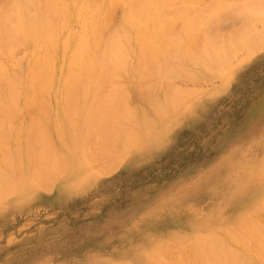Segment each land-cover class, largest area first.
I'll use <instances>...</instances> for the list:
<instances>
[{"label": "rangeland", "instance_id": "rangeland-1", "mask_svg": "<svg viewBox=\"0 0 264 264\" xmlns=\"http://www.w3.org/2000/svg\"><path fill=\"white\" fill-rule=\"evenodd\" d=\"M37 1H39V0H37ZM57 1H55L54 3H56L55 8L57 7L55 10V13H56V11L58 14L60 13L59 14L60 15V22L58 24H56V26H57L56 34L59 37H57L55 34L56 40H54V41L58 42L59 45L56 42L58 47L54 41H53V44H51L52 47H50V45L48 46V44H45V43L43 44L44 46L41 45L42 47H46V45H47V47H49L48 49L46 48L47 50H49L51 48V50H49L50 51L49 52L45 48H44L45 50H43L42 47H39L40 46L39 44H42V43H39V42L35 43V40L30 38V36H29V38L26 36L25 37L23 36V40L21 39V36L18 38L19 40L17 39L18 36L17 37L15 36L14 40H16V42H18L19 45L16 46V42H15L14 43L15 47H14V44H13V46H11V48L12 47L15 48V49H12L13 53L11 51V48H10V50L7 49L6 51L2 50V52L3 51L5 52V56L7 58L4 55L0 57L1 58L0 60H2V62L4 64H6V66H4V65H2V66H4L6 70H8L7 73H6V70H4L5 72H3V70H0V72L2 71L1 73H5V75L10 73V75L12 76L11 71L13 73L17 71V73H15L16 75L14 74L12 77H14V76L18 77L23 72L26 74V75L21 74L22 76L20 75L21 78L25 77L24 79L19 78L20 81L22 82L24 80L26 82L24 84V81H23V84H21V86L19 85V87H18V90L20 89V87L21 88L23 87V89L19 90L20 92L18 91V100H17L18 103L16 102L18 105L17 104L15 105V106H17V108L15 107V110L19 109L18 112L17 111H15V112H17V114H21V115H17L15 113L16 115L14 117H16L17 119L15 118V120H16L15 122H14V120L10 121V123H12V126H10L11 124H8V122H9L8 121V122H6V124L9 125L8 128H6L7 127L6 125H5V128H2V129H4V131L6 129L5 132H6V134L8 133L7 136H9V135L12 136L13 134L16 136L18 135V139H20L19 138L20 135H22V136H21L20 140H18L17 137L14 135L12 136L13 138L11 136H9L10 140H8L7 136H5L7 140H3L4 135L0 134V137L3 136L2 138H0V139H2V140H0L1 145H2V142L6 143V144L8 143V145L3 143L6 146V149H5V147H3L4 145L0 146V156H1V160H2V161L0 160V162H2L1 163L2 167H3V159L5 156H9L10 155L9 153H13L12 151H16V153L21 151V153L19 152V154L21 156H19L18 154L15 155V156L20 157V161H19V158H15L13 156V154H15V152L13 154H11L10 156H11V158L13 156V158H15L17 160V162H19L18 164L16 163V167H18L19 169L16 167H15V169L16 170L18 169L19 173L22 172V173H20V174H22V176L27 174L26 172L29 170L28 167L30 166L31 163L26 160L27 156H26V158L24 156L25 153L27 154V152H24L26 149V147H24V145H27V149H28L29 145L31 146V148L29 146V149L39 148L38 144H37V146H35L36 144H32V145L29 144L28 145V144H25V142L23 140V137H24V139L26 138L25 137V135H27L26 131L30 130V129L28 130V126L26 128V123H27L26 119H28V117H29V118H32L33 120L29 119L30 121H28V122L34 121V119H36V118H34V116H37V119H40V121L41 120L42 121L37 122V119H36L34 121V124L31 122L32 128H34V126L36 124H38L37 127H39L40 123H42L44 121L43 118L44 117L47 118V119H45V121L46 120L47 121L46 122L44 121L45 126H43V124H41V126H43L45 128H43V127H41V128L44 130V133L48 134V136L46 134L47 141L49 143L52 142V147H54L58 151L60 150L61 153L60 152L59 153L61 154V157L63 159H61L60 154L58 152H56V150H54V152L56 154L57 153L59 154L58 156L60 158H58V159L63 160V164L65 163L64 164V170L61 169L63 167V165L60 164V162H59L60 160H58L59 165L57 164L56 166H60L61 167L60 170H58L59 167L56 169L55 164H53L52 166H55V167H50L49 169H47L48 172L44 171V173H45L44 175L49 173V170L51 171V173L47 174L48 177L47 176L45 177L43 175V171H40L42 174L37 172L40 176H42V175L43 176L37 177L39 175H36V177L38 178L36 181L38 182V180L41 178L42 182L44 181L43 184H45V181L47 182L46 185H43L41 180H40L39 182H41V184L36 183L37 187H36L35 182H34L35 178L33 177L34 179H30V176H28L29 179L31 180L30 182H25V181H29L27 176L24 177L25 179L23 178V181H19V182H21V184L25 182L26 184L25 183L24 184L27 185V187L25 185L18 184L19 182H17V181L20 179L22 180V178H20L21 176L20 177L18 176L20 174L18 173V170H17V173H15V180H16V178L18 180L17 181L14 180L13 185L15 186V188H16V186H18V190H22V192H19L17 190V188L15 190L14 186L12 185L11 189L6 191L5 194L0 195V264H147V263L151 264L152 263L151 259L155 255L158 256L159 259L164 262V264H177V263L178 264H188V263L189 264H195L194 263L195 260H196L195 261L196 264H200V263L205 264L202 261L203 259L200 258L201 256H198V254L196 252H194V250L196 251V247H195L196 245L194 246V242H193L194 240H192V239H193V237L194 238L196 237L195 240H198L199 237L200 238L202 236L205 237L207 235V233L208 232L211 233V231H213L214 233L218 232L220 234V235L218 234L220 236L219 238H221V236L223 235L222 237H224V238H221V243H224L223 244L224 246L232 249V251L234 253L235 252L239 253V251H240L239 254L240 255L242 254L241 255L242 257L244 255L245 259L247 258V256L249 258H251L254 255L253 254L254 247L257 249V246H258L256 244L257 242H258V244H260L259 245L260 247H261V245H262V248L264 247L263 246L264 242L262 241L264 239V233H263L264 232V213H263L264 212V205H261V202L263 201L262 199H264L263 198L264 197V51H262V49H264V48H262L264 46V44L262 43L263 44V46H261L262 49L259 48V51L256 50V53L257 52L259 53L261 51L259 54L258 53L256 54L254 52L255 55H254V53H250V55L248 54L249 56L246 53H244L243 56L242 55H236V59L239 60V57L241 58V56H242L243 60H241L239 62H238V60L235 61V59L231 60L232 66L229 65L227 62H225L228 64V66H230V69L228 66H226L227 65L226 64V65H224V68H222L223 66L220 67L221 69H223L222 73H219L220 71H217V69H218V67H217L216 71L220 74V76L218 73L216 74V71H214L215 70L214 68L212 69V67H214L212 63H208V66L206 68L205 67L206 65H204L203 62H207V61H203V62L199 61V62H196L194 65L193 63H190V62H193V59L187 60V58H186V61H189V62H187V63H189L188 65H187V63L185 64V61H184L185 59L183 60L185 66L182 62H178L179 65L181 63V65H183L184 68L186 67L185 70L182 66H180L183 69V72L180 71L181 69L175 71L177 69L176 65H178V63H175L176 68H174V67L173 68L175 69L174 70L175 72L178 73V71H179V73H180V74H178L179 77H178L177 73H173L174 72L173 71L171 75L167 74L168 77H171V79H166V82H164L165 81L164 77L168 78L167 75L163 76L162 79H160V77H158L156 75H152L150 77L149 76L150 72L148 75L147 74L145 75L146 77L149 76L150 79L149 78H147V79L143 78V80H142V78L141 79L138 78L136 74H133V72H132V74H133L132 78L133 79H131L132 68L130 66H132L133 63L137 62V61H135L136 59L138 61L142 60L141 62H143L144 60L149 58V56H148L149 54L147 55L146 52L150 53L152 51L155 54V52H154L155 51L154 48L156 46L155 43L159 42L161 44L162 40H163L162 37H164V39H165V36L163 34L167 33V31L165 30L166 27L168 26L167 30H169V28H170V30H169L170 32L172 30L175 31L176 29L178 30L180 28V23L183 21H181L180 19H174V16H175V18H177L176 15L178 13L180 14L181 11L185 10L184 13L186 11H189L188 13H186L187 17H189L188 15H190V17H192L191 16L192 14L194 17H196L197 13H199V12L194 11V10H196L195 7L197 8V10H199V8L203 9L206 6L208 7V6H210V4H213L214 2H216L215 0H158V1L156 0L157 4L160 3L159 6L162 5L161 7H165L166 9L168 8L167 10H170V11L167 12V10L165 8H161V9H165L163 12L160 8H158L159 6L156 5V3H154L155 5L153 3H151V5L153 4L154 5L153 7H155V8L153 9L150 5V7H148V10L150 8H151L150 10H152V9L156 10V8H157L156 15H159V13L161 14V12H162V14L160 16L166 15L167 17L166 16L165 17L170 19V20H167L166 18L164 19L162 17L161 19L159 18L158 20L155 21V19H154L156 16V15H154L155 11H153L154 18L149 17V16H152V14L150 15L151 11H149V13H148V10H144L145 12L143 13V9H146V8L143 7V5L141 3H139L137 0H135V2H136L135 4H137L136 6L138 7V3H139L140 6L143 8V9L140 8L142 10L141 12H139L140 15L142 13L143 16L145 17L146 16L145 13H147L148 19H146V20H147V23L149 22L148 23L149 25L146 24L147 26L144 24V23H146V22H144V21H146L144 19L147 16L144 18L141 15L142 16L141 19L144 18V19H142L143 22H142V20H140V17L139 18L134 17V20H133L134 22L136 21V19H138V21H141V23H143L145 25V26L144 25L142 26V24H140L139 22L138 23L136 22V23H134L135 25H132L133 21H131L132 23H130V24L132 25L133 28H134V26H136V24H140L142 26V27L141 26L138 27L139 25L137 26L139 28V30L141 28L142 31L141 30L136 31V33L138 32V35H140L142 33L143 34L147 33L149 35V33H150V35H155L157 37V39L159 38L158 36H161V34H162V36L159 38L158 41H157V39H155L156 41H154L155 42L154 43L153 42L154 39L152 38L154 36L151 37L150 35L147 36V34H146V36L148 38H145L146 36H142L143 34L140 35L141 38L140 37H138V38H140L142 43L140 42L138 44H141L143 46L145 42L147 43V40H151L153 42V43L151 42V44H154V47H153L150 44V41H148L149 46L151 45L150 49L148 48L149 46H147V47L144 46L143 49L142 48L140 49V47H142V46L141 45L139 46L136 43V41H135V43L132 41L134 38L136 39V36H137L136 33L133 32L135 30V28L132 29V31H131L132 33H131L129 31L131 29H127L129 24L124 23V24H127V26L124 25V26H126L125 30L128 31V33L130 32L131 37L135 36L132 39H131V37H128L129 39H131V41L128 39V46L132 42V44L130 46L134 47V49H135V47H137L136 49H139L141 52V50L148 48L150 51L148 49H147L148 51L145 49V55L143 54V52H141V54L145 57V59H144L142 56H141L142 58L138 56L139 51H138V53H136L135 51H137V50L134 51L132 48V50L134 51V52H132V55H134L135 57L134 56L131 57L132 55L130 52V55L128 57L129 61L127 60L128 61L127 66H128V69L130 71H128L127 67H125L126 70L123 69V71L126 72L125 74H123L124 72L122 73V71H121L122 69L120 71H118V72H120L119 74H121L122 79H120L121 77L118 75L119 81H118V79H117V82H116V79L112 80V82H114V81L116 82V84H115L116 86L113 83H111L108 85V87L105 88V85H104L103 89L104 88L105 89L103 92H105L107 88H108L107 91L111 90V87H114V89L116 87H120V89L118 91H121V89H123V87H124V92L126 91V94H128V97H129V100L127 99L128 98L127 97L126 101L128 100L132 106H136L135 108H138L137 109L138 111L141 112L140 109H142V111H143V113H145V115L146 114L148 115V113H149V118L151 117L150 118L151 120H149L148 123H147L148 120L145 122L144 125H146V123H147L146 127L143 126V128L146 129V132H148V134L146 133L147 135L144 134V136H143L142 133L139 134L138 139H136L137 143H136V141H131V144H130L131 146L130 145L126 146V147H124L125 149H123L122 146H120L121 148L120 147L118 148L119 150L116 149L119 146V143H120L119 140H117V141H119V143H117V141L115 142L116 144H118V146L110 144L111 146L109 148V152H111V153H109V152L108 153L111 155L113 153V156H111V155L110 156L114 157V158H111L110 156L106 155L110 159L105 158V159H103V162H102L101 160L99 161V159L98 160L96 159L98 157V155L96 154L97 155V157H96L94 153H95V151L97 153L100 152V153H98V154H100L99 157H102V158L106 157L104 155L107 154V152H105V151H108L106 148L109 147L108 146L109 144L107 146L104 145L106 147H104V146L101 147L103 150L105 148L106 149L105 151H103L98 146L96 147V145H99L98 143H93V144H95L94 146L96 148L91 145L93 149L95 148L94 150H91L92 148H90L91 147V146H89L90 144H88V145L86 144L87 145L86 149L84 148V146H86V145H84L82 147V149L83 148L85 149L84 151L86 153H84V151L82 150V151H80L82 154L81 153L79 154V152H75V151H73V149L70 150L71 147L69 148V146H67V145H70L71 143L67 144L65 146V147H68L69 150H67V148H64L62 146V145H65V143L67 142L66 140H67L68 136H66L67 138L64 137L65 141H66L65 143L63 142L64 138L61 139V142H63L64 144H61V142L59 141L60 137L62 135L61 133L63 131L57 132V130H59V126L61 128V125H62V130L66 127L65 121H64L63 116L61 114L62 111L60 112V107H61L60 103L62 104V106L64 105L63 106V108H64V107H69V105L72 103H73L72 104V106H73L74 103L77 102V100H80V96L79 97L76 96L79 92V86L80 85H76L77 91H75L76 89L74 90L73 87H72V89H70V87L67 89L68 90V91H66L67 94H69L68 92L70 90H72L71 92L73 93V97L71 98L73 100L67 101L68 106L65 105L66 101L63 103V100H61L60 93L62 94V92H61L62 90L60 91L59 89L61 88L60 85H62V83L64 81V77L66 78V76H67V73H66V75H64L62 72L63 71H64V73H65V71L67 72V70L69 68V63L71 61V60L69 61V59H72L71 54L74 52L73 47L76 45L77 39H79L78 41H80L79 37L82 35L81 40L85 42V40H86L85 35L89 36L90 32L92 31L91 30L89 32V30L91 29V27H92V29H94V26H96L95 24H97L96 27H98V29H96V27H95V29L91 33L93 35H94V32L96 33L94 35L95 39H94V37H92L93 35H91V37L86 36V38H88V40H87L88 42L86 44L89 46L88 48H92L93 51L95 48L94 45L97 44V43H95V44L93 43V45H92L93 47L89 45V44H92L91 41L93 39H94L93 41H95V42L99 41L98 47H101L103 44L102 43L103 40L107 39L108 35L110 34L109 32H111V29H113L112 26H114L117 23V26H115V27H117L116 30H118V27H120V28L123 27V26L121 27V24L119 22H121V23L124 22V18H123L125 16L124 14L127 13V11H128V7L126 6V5H128V3L126 4V1L130 2L132 0H117V1L116 0H89L90 2L88 0H80V2H78V5H76L78 0H65V1L59 0V3ZM60 1H62V3L64 2V4H66V5L63 4V6L59 7L60 8L59 9L58 6H56V5L57 4L60 5ZM145 1H147V0H145ZM3 2H4V5H3ZM3 2L2 1L0 2V9L2 8V5H3L4 9L5 8L7 9V7H5V4L7 5L8 0H5ZM9 2H11L10 4L13 7V5H12L13 1L9 0ZM14 2H17V1L14 0ZM74 2H76L75 6L73 5ZM132 2H134V0ZM132 2H131V4H133ZM140 2H142V1H140ZM154 2H155V0H154ZM163 2L165 5L163 4ZM167 2H168V5H166ZM113 3H115V4H113ZM143 3H144V0H143ZM10 4H9V6H10ZM16 4H14V5H16ZM88 4H89V6H88ZM110 4H111V6H110ZM131 4H129L128 6L130 7ZM148 4H150V3L148 2ZM148 4H146V5H148ZM172 4H174L173 5L174 8H171V7H173V6H171ZM223 4H225V2ZM124 5L127 7L126 8L127 10L122 9L125 7ZM186 5H189L190 7H192L194 9L193 10L192 8L189 7L190 9H192V13L190 12L191 10H189V8L187 10L183 7ZM217 5H218V3H217ZM11 6L8 8V10L10 9V15L13 14V13H11V10H12ZM53 6H54V4H53ZM64 6H67L69 11H67L66 10L67 8ZM72 6L75 8V10L72 8ZM85 6L86 7L88 6V8H86ZM169 6H170V8H169ZM181 6L183 7V9ZM216 6H213V7H215L214 9H216ZM32 7H33V5H32ZM32 7H28V8L32 9V10L29 9V11L34 10L33 12H35V11L37 12V10H35L37 8L35 6H34L35 9H34V7L33 8ZM97 7H99V9ZM177 7H178V9L176 11L177 12V14H176L174 9ZM180 7L182 10L180 12H178ZM213 7H212V9H213ZM61 8H63V9L66 8V9H64V11L58 12L57 9L62 10ZM79 8H81V9L83 8L82 10H84V9L85 10L80 11L81 9H79ZM208 8H209L208 11L211 12L212 9L210 7H208ZM6 9H5V12L9 13V11L7 12ZM72 9H73V11H72ZM78 9L82 15L79 13ZM87 9H88V11L89 10L90 11L88 12ZM130 9H132V7ZM140 9L138 11H140ZM202 9L200 10V12L202 11ZM14 10H15V6H14ZM121 10L126 11L123 14L124 16L121 15V13H122ZM158 10L161 12H159ZM171 10H173L172 13H171ZM0 11H3V10L1 9ZM65 11H67L69 13H66ZM71 11H72L73 18L70 16ZM96 11L97 12L99 11V13H97ZM61 12L63 15H61ZM165 12L168 13V15H170L169 13H171L173 15L168 16L167 14H165ZM194 12L196 14H194ZM204 12H203V14H204ZM0 13H3V12H0ZM55 13H54V16H57V22H58L59 21V19H58L59 15H57V13L56 14ZM74 13H76L77 15ZM109 13H110V15H109ZM163 13L165 15H163ZM203 14L201 13V15H203ZM206 14H208V12H205L204 15H206ZM67 15L69 17H67ZM83 15L87 18H85ZM98 15H100V16H98ZM105 15H108L109 18L111 17L110 19H112V20H110L108 18H107L108 20H105L106 19ZM140 15L138 14L137 16H140ZM183 15H185V14H183ZM183 15L178 16V18L179 17L183 18L182 20H184V18H187V17H184ZM54 16H53V19H56V17L54 18ZM102 16H104V17H102ZM0 17H1V15H0ZM11 17H12V15H11ZM76 17L79 18V22H82V23L85 22L87 24L86 28H88V29L85 28L84 23L81 25L80 23H78V20L76 22V19H77ZM91 17H93V18H91ZM98 17L99 18L101 17V19L102 18L104 19V20L102 19V22L105 23L104 24L105 26L103 25V23L101 22L100 19H99L100 22H98L97 20L96 21L94 20V19H98ZM84 18L87 19V21ZM121 18H123L122 21H121ZM150 18L155 21L154 22L152 20L153 24L151 23ZM218 18L220 21L217 20ZM218 18L216 19V21L212 22L214 24V26H215V23L217 22V25L215 27L211 24V22L208 25L205 24L206 27L207 26L209 27V25H210V27L209 28L207 27V28L213 30V32L216 31V35L219 34L216 36L217 38L214 37L215 32L212 33L211 30H210L211 32H208L209 30L207 28H205L204 25L202 27H200L201 28L200 30L202 32L207 31L206 34L205 33L204 34L202 33V35H201V33L199 34L198 32H201L199 30L196 33L199 34V36L201 35L200 37L193 36L195 33H192V32H189V33L187 32L185 37L187 36V34H190V33L193 34L192 36L194 38H196V39L199 38L200 40L204 39V38L201 39V37H203V35L206 37H207V35H208V37L211 35L210 38L213 40L218 39L220 37L221 39L219 38V40L221 42H219V40H216V42L214 40L213 42L215 44H217L216 46L218 48L220 47V45L223 46L224 42H222V41L227 34V28L224 26V25H226V22H227L225 12H223V14H221V16ZM12 19H15V16L12 17ZM12 19H11V21H12ZM65 19H66V21H65ZM80 19H81V21H80ZM92 19L96 22L95 24L93 23L94 26H93V24H91L92 23L91 21H93ZM192 19H194V18L192 17ZM68 20L71 21V24H69V25H68V23H70V22H68ZM109 20L111 23L112 22L113 23L111 24L109 22ZM159 20H161V23H162V26L160 28L162 29V27L164 25L165 32L163 29L161 31L160 28H158V30H156L158 27V26L156 27V25L157 24L159 25V22H158ZM162 20H167L170 23H172L175 20L176 23L174 21L175 24L174 23H172V24H173V26L175 25L176 27L179 26V28H176L175 26L173 27L172 24H168L169 22L166 23L167 21H164L165 22L164 23ZM178 20H180L181 22L179 23ZM62 22L67 24L66 27H65L64 23H62ZM177 22L179 23V25L177 24ZM100 23L103 25V27H101ZM108 23H110L111 25ZM118 23L120 26L118 25ZM62 24H63V26H62ZM88 24H89L90 28L88 27ZM150 24H152V25L155 24L154 26L156 28L152 27V25H150ZM98 25L103 30L102 34H101V31H100V33L98 32V30H99ZM67 26H69V27L67 28ZM106 26L108 27V29H106V30H108L107 31L108 34L106 33V30H105V28H107ZM110 26H111V28H110ZM63 27H65L64 30L61 29ZM144 27H146V28H144ZM147 27H149V28L147 29ZM171 27H173V28H171ZM203 27H204V30H203ZM212 27H214V29ZM142 28L144 29V31ZM85 29H86L87 33H86ZM145 29L147 31L149 29H154L156 31L153 33H156L157 31H159V34H160V32H161V34L157 35L158 32H157V34H151L152 33L151 30H149L150 32L149 31L147 32V31H145ZM69 30H70V32H72V34L69 32ZM119 30H121V29H119ZM154 30H152V31H154ZM177 30H176V32H177ZM84 31L86 34L84 33ZM59 32L60 33L62 32V33L60 34ZM139 32H140V34H139ZM144 32H146V33H144ZM73 33L76 34V35H74L75 38L71 37V36H73ZM172 33L174 34V32H172ZM104 34H106L105 35L106 37L104 36ZM60 35H61V37H60ZM97 35H99L98 37L100 39L102 38L103 40L102 39H101L102 41L98 40ZM222 35H224V36H222ZM196 36H198V35H196ZM212 36H213V38H212ZM66 37H68V38H66ZM193 37L191 39L189 38L191 41L189 39H187V41L189 40V42H191V43L193 41V43H195L194 45L196 46V42L193 39ZM208 37L206 39H204V41L206 40L205 44L207 43L208 46L209 45L212 46L211 50H213L215 48L217 49L216 46L214 48V44L212 45V41L208 40V39H210ZM24 38H25V40H24ZM69 38H71V39H69ZM72 38H74L75 40H73ZM91 38H92V40H91ZM166 38H168V35L166 36ZM160 39H161V42H160ZM183 39H184V36H183V38H181L182 41L180 40V42L181 43L183 42L182 45L183 44L185 46L188 45L187 47H189V49H187V50L190 51V49L195 48L193 43L192 44L190 43L191 45L194 46L193 48H191V45L189 43H187L186 39H184V40ZM136 40L140 41L139 39H136ZM200 40H198V43H197L198 46L200 45L199 44ZM207 40L210 41V44H208ZM65 41L68 43H65ZM171 41H173V40L171 39ZM262 42H264V41H262ZM72 43H74V44H72ZM133 43H134V45H133ZM159 43H157V44H159ZM185 43H187V44H185ZM162 44H164V43H162ZM203 44H204V42H203ZM35 45H38V46H36V48H35ZM65 45H68V46H66V49L64 48ZM53 46L55 49L53 48ZM37 47L41 48L42 52ZM181 47H183L181 49H184V48L186 49V47H184V46H181ZM200 47H201V45H200ZM200 47H198V48H200ZM205 47H206V45H205ZM205 47H204V49H205ZM52 48H53V50H52ZM86 48H87V46H86ZM151 48H153L154 50H151ZM156 48H158L157 51H159V53H160L159 55H161V53L165 54V53L161 52V50L165 52V50H163L164 49L163 46H162L163 49L160 47V50H159L158 45L156 46ZM198 48H195L196 52L199 51V50H197ZM208 48L209 47H206V51H208L209 53L208 52H206V53L210 54L211 50L209 51ZM36 49H38V52ZM132 50L129 49V51H132ZM7 51H8V53H7ZM9 51H11V52H9ZM44 51H47V53H48L47 55H49V53L50 54L52 53V56L51 55H49V56H51V59L54 60L53 62H52V60L50 61L49 56L47 57V55L44 54V53H46ZM61 51H63V52L65 51V52L63 53ZM88 51L89 50L87 49L86 50L87 55H88ZM193 51L195 52L194 49H193ZM200 51L202 52L201 49H200ZM0 52H1V50H0ZM2 52H1V54H4V52L3 53ZM152 52H151V54H153ZM11 53H12V55H11ZM37 53H38V56L40 58H37L38 57ZM157 53L158 52H156L155 57H153V58L151 57L152 55H150L151 58H149L148 61L151 62L150 60H152V59L155 60V58H158V57H156ZM34 54H36L35 55L36 57L34 56ZM42 54H44V55L42 56ZM154 54H153V56H154ZM45 55H46L47 59L49 58L48 62H52L51 64L53 65L54 69L57 70L56 74H54L55 72L52 74V77L54 76L55 79L52 80V78H51V84L53 85V86L51 85L53 87V88L51 87V89H53V90H51L50 88H47V91L50 89L49 90L50 93H49V91L47 92L45 90V92L49 93V95H47V96H49L48 99L46 96H44V95L40 96V94H38V93H40L41 89L43 90V88L45 89L46 87L42 88L43 85L42 86L34 85V86H36L35 88H37V89L39 88V91H37V89L34 91V92L37 91V94H38L37 95L36 93L32 92L35 89L32 87L33 86L31 84L32 80L29 81V79H30L29 76L31 75V72L33 74V71H35L36 68H38V65H40L41 67L43 66V65H41V63H42L41 60L43 61L44 65L47 63V62L45 63V61H47L44 58ZM65 56H67L66 61L64 60ZM3 57H5L6 59H4ZM41 57H43V59H41ZM245 57H246V59L244 60ZM248 57H249V59H248ZM130 58L132 60H130ZM34 59L35 60L38 59V61H37L38 65H36V66L34 63H32L35 61ZM56 60H58V61H56ZM39 61H40V64H39ZM61 61H62V63H60ZM130 61H131V63H129ZM227 61H229V59ZM29 62H30V64H28ZM169 62H171V61H167V64H169ZM233 62L234 63L236 62L237 64L236 63L234 64ZM3 63H1V61H0V64H3ZM12 63L14 65L13 67H12ZM15 63L16 64L20 63L22 65V68L20 66L21 70H19L20 68H19L18 64H17L18 69L14 68L16 66ZM200 63H203V64H200ZM229 63H230V61H229ZM10 64H11L12 69L10 68ZM32 64H34L33 69L35 68V70L31 71L30 65L32 66ZM51 64L49 66H51ZM57 64H59V65H57ZM173 64H174V62L171 64V66H174ZM23 65L25 66V68L30 67V69L27 68L28 70H30L29 73H27L28 71L23 68ZM54 65H56V66H54ZM191 65H193V66H191ZM2 66L0 65L1 69H3ZM7 67L10 68L11 70L7 69ZM57 67H58V69H57ZM225 67H227L228 69ZM54 69H53V71H55ZM208 69L213 70L215 73L213 71H209ZM25 70L27 72H25ZM18 71H19V73L21 71V73L19 74ZM51 71H52V69H51ZM61 73L63 75H61ZM127 73H129V74H127ZM208 73L209 74L210 73L215 74V75H211V74L209 75ZM17 74H18V76H17ZM28 74H29V76H27ZM122 74L128 75V76L123 77ZM151 74H153V73H151ZM173 74L176 75V77L172 76ZM5 75H4L5 80L7 78H10L8 76L6 77ZM134 75H136V76H134ZM154 76L158 77L157 79H159L161 83L159 82V80L157 81L156 77H154ZM0 77H2V76H0ZM26 77L28 78L27 80L31 84V88L29 87V84H28L29 82L27 80H25ZM127 77H129V78H127ZM134 77H135V80L137 79V83L135 82ZM172 77H173V80H172ZM2 78H0L2 80V81L0 80V86H1V82L4 81V79H2ZM167 80H172L173 82L172 81L168 82ZM140 81H141V83H140ZM4 83H5V81H4ZM117 83H119V84H117ZM144 83L146 85H144ZM25 85H27V86H25ZM47 87H49V86L47 85ZM32 88H33V90H31V92H30V89H32ZM80 88H82V86ZM0 89H2V86L0 87ZM27 89H28L29 93H27L28 92ZM22 90H24V93L25 92L26 93L25 94L21 93ZM112 90H113V88H112ZM73 91L76 92L77 94L74 93ZM122 91H121V93H122ZM145 91H146V93H145ZM71 92H70V94H72ZM41 93H44V90L41 91ZM53 93H55V96H53L55 99L54 98L52 99ZM147 93L149 95L152 94L151 96L157 95L156 97H159L158 98L159 100H161L162 97L165 96V98H166L165 100L168 102H169V99L167 100V98L170 96L171 97L173 96L175 98H173V99L171 98V99L174 100L173 102H176V103L174 104L172 102V100H170V103H173L171 106L172 108L169 106L171 104L168 103L169 104L168 105L169 109L167 108L168 111L165 109V111L163 113H160V116H163L164 114H165V116L164 117H158L159 121H158V119L153 120L156 118V116H159V115L155 114L154 117L151 116V114H154V113L152 112L153 111L152 107H151L152 111L150 109H148V106L150 108V106H152V103H151V101H149L151 103V105H150L149 102H146L147 99L149 100V97H148L149 95ZM23 94L26 96L25 99L27 98L26 102H28L29 99H31V98L33 99V94L34 95L36 94L34 96L35 97L34 99L39 98L41 103L43 101L45 102V100H46L47 106L45 105L46 102H45V104H43L44 105L43 106V105H41V103L39 101L35 100L37 102L32 107L31 102H35V101H33L34 99L33 100L31 99V102L29 101L30 103L28 102L27 103L28 105H26L25 100H23L24 99ZM56 94L58 96H56ZM74 94H76V95H74ZM123 94H125V93L121 94L122 98H125V97H123ZM50 95H51V97H50ZM29 96H32V97L29 98ZM38 96H40V97H38ZM124 96H126V95H124ZM41 97H43V98L45 97L46 99L42 100ZM74 97L76 98L75 100H74ZM56 99H58V100L55 101ZM48 100L50 101L49 103H48ZM151 100H152V98H151ZM159 100L156 101L154 99L152 101H155L156 103L162 102ZM166 101H164V102L167 103ZM68 102H72V103H68ZM32 104H34V103H32ZM161 104H163V102ZM29 106H31L33 109H31V107L29 108ZM39 106L41 109L46 107L47 110H44L45 112H43L42 110H40ZM163 106L166 107V105H163ZM174 106H175V108H174ZM24 107L27 109H25ZM22 108H24V110ZM63 108H61V109H63ZM29 109H30V111H29ZM32 110L33 111L35 110L37 115H35L34 112H32ZM37 110L40 113L43 112L42 114L43 115L45 114V115L44 116L42 114L40 115ZM149 110L152 112L151 114H150ZM173 110H176V111H173ZM25 111L27 112V114ZM46 113L48 114V116H46L47 115ZM29 114H31V117ZM13 115H14V113H13ZM21 116H22V118H21ZM161 118H163V119H161ZM57 119L60 121V122L57 121V123L59 122L61 124L58 127H57V125L59 123L56 125ZM19 123H21L22 125H20ZM28 125L30 126V124H28ZM12 127H14V128H12ZM37 127L35 126L36 129H37ZM148 127H149V129H148ZM19 128L22 131H20ZM29 128H31V126ZM15 129H18V130L15 131ZM1 131H0V133H1ZM5 132H4V134H5ZM11 133H13V134H11ZM58 133H60V136L58 135ZM63 135H62V137H63ZM49 136H51L50 138H52V140L50 139L51 141L49 140ZM141 137H143V138H141ZM13 139H15V140H13ZM68 140L71 142L70 138H68ZM113 141H110V143L111 142L113 143ZM14 142L16 144H14ZM26 142H28V140ZM20 143L21 144L23 143V144L20 146ZM132 143H133V145H132ZM17 144L19 145L17 148L18 150L16 149ZM121 144H122V142H121ZM11 145H12V147H11ZM122 145H124V144H122ZM88 146H89V150H88ZM112 146H116V148L114 147L113 150H110ZM133 146H136V147H133ZM12 148L14 150H12ZM98 148H100L101 150ZM122 149L124 151L122 153H120L122 151ZM10 150H11V152H10ZM114 150H116V151L118 150L117 153ZM3 151H4V153H3ZM87 151L88 152L90 151L89 153L91 154L90 156L92 157L93 161H92V159H90L91 157H89V154ZM7 152H8V154H7ZM101 153L103 154V156H101ZM119 153H120V155H117ZM124 153H126V154H124ZM84 154H86V156ZM93 156L95 158H93ZM122 156L124 158H122ZM87 157H88V159H86ZM116 158H120V161L119 160L116 161ZM22 159H25L27 161V164H29V166L25 165L26 161L24 162V160L22 161ZM89 159H90V161H88ZM111 159H113V160L115 159L116 162H119L118 164L116 163L118 166L114 162H112ZM108 160H110L112 162V163L108 164L109 168L107 167V163L110 162ZM91 161L93 162L92 163L93 165L88 163ZM106 161H108V162H106ZM20 163L23 166H19V165H21ZM96 163H99V164L96 165ZM104 164L106 165L105 167H104ZM112 164H114V166ZM101 165L105 169H103ZM110 165H112V166H110ZM25 166H28V167H25ZM111 167H113V168H111ZM23 168H25V169L27 168L28 170L26 171ZM52 168H54L53 169V171L55 170L54 172L51 170ZM65 168H66V170H65ZM95 168H98L99 170H97ZM110 169L115 170V171L111 170V173H109L110 171L108 172V170H110ZM23 171H25V172H23ZM52 172H53V175H52ZM79 172H80V174H79ZM50 174H51V176H50ZM48 180H50V181H48ZM15 182H17L16 183L17 185H15ZM48 182H49L51 187L49 186ZM39 185L44 186V187L42 188ZM21 187H22V189H20ZM10 190H11V192L9 193ZM260 206H261V208L263 206L262 210H259V209H261V208H259ZM251 212H253V213H251ZM246 217H249L248 219L251 221V226L249 225L250 222L247 223L249 220H247ZM244 218H246L245 220L247 222L246 221H243V222L244 223L246 222V225L247 226L249 225L250 227H252L253 224H255L257 221L259 222V223L257 222V224L258 225L260 224L261 226L254 225V227H256V228L252 227L253 230L250 227H247V228L249 229V231L252 230V233H254L258 230L255 233L256 237L258 238V235H259L258 239L263 237L261 240L263 243L262 242L259 243V241H257V238L254 236L255 234L253 235V238H255V241H256L255 244L256 245L252 244L253 242L250 243L254 239L251 238L252 233H250L251 235L244 234L245 230L247 229L245 227V224L241 222V220L242 219L244 220ZM254 221H256V222H254ZM236 222H238V223H236ZM232 224H234L235 227ZM235 224H239V225L236 226ZM241 224L244 225L243 228L244 227L246 228V229L244 228V231H241L243 229V228H241L242 227ZM225 225H228L229 227L231 225L230 228L228 226H227V228L229 231H230V229H231V231L233 230L232 233L234 232V235L237 237H235L233 235H232V237H230L231 231L230 232L227 231V228L225 230H223V228H225ZM216 226L218 228L220 227L219 228L220 230L218 228L216 229ZM257 227H259V228H257ZM254 229H256V231ZM259 229H261L260 230L261 233H260ZM247 230H246V233H247ZM221 231H222V233H221ZM225 231L229 232V233H225L229 237L227 235H224ZM258 232H259V234H258ZM198 233L203 234V235L197 236ZM242 233H243V235L240 237V234H242ZM262 234H263V236H262ZM193 235H195V236H193ZM210 235L212 238V233ZM210 235H208L207 237L210 238L209 237ZM216 235H217V233H216ZM216 235L214 234L213 238L218 237V235L217 236ZM207 237H205V238H207ZM233 237H235L236 239H234ZM238 237H239V239H237ZM230 238H233L234 242L230 241ZM240 238H242V239L240 240ZM250 238H251V240H250ZM223 240L224 241L227 240V241L223 242ZM235 240L237 242H239V244L240 243L243 244L245 242L246 246H248V249H249V250L247 249L246 251H249V252L247 253L246 251H244L247 247L242 248L243 246L245 247V244H243V245L240 244V248H238L239 244H238V246H236L237 244H235V243H237V242H235ZM238 240H240L241 242ZM242 240H243V242H242ZM188 241H191L190 243H193V246H194L193 251H192V248H190L191 245L189 247V245L186 244V243H188ZM246 241L248 242V245H247ZM231 242H233L235 245L232 244ZM190 243H188V244H190ZM196 243H197V241H195V244ZM250 245L251 246L253 245L252 249H250L251 248ZM181 247L183 248V250H181ZM159 249H160V251H159ZM233 249H239V251L238 250L234 251ZM256 249H254V250L258 253L259 248L257 249L258 251ZM185 250H187V251H185ZM189 250L191 251V254L189 253ZM251 250H252V254H250ZM260 250H262V249L260 248ZM179 251H180V253H178ZM183 251H184V253H183ZM192 252H194L196 254V257L197 256L198 257L196 258L195 255H193L194 257L191 256ZM261 252L259 251V255L263 254V252H262V254H261ZM187 253L190 255L188 256ZM178 254H181V256H183L185 258V260L187 258L188 259L185 261V260H183L184 258L180 257V255H178ZM248 254H250V255H248ZM240 255L238 258L242 259V257L240 258ZM259 255L253 256L254 261L252 260L253 259L252 258L251 259L252 262L251 261L250 262L253 264L254 263L255 264H263L264 259H262V258H264V255H262L263 256L262 258H261V256L259 258ZM163 258L165 260H163ZM249 258H248V260H249ZM197 259H199V260L202 259V260L199 261ZM245 259H244V261H245ZM170 260L174 261V263L173 262H168V263L165 262V261H170ZM248 260H247V262H248ZM257 260H258V262H257ZM188 261H190L192 263H190ZM197 261H199V263ZM163 262H162V264H163ZM185 262H187V263H185ZM159 263L161 264V262H159Z\"/></svg>", "mask_w": 264, "mask_h": 264}, {"label": "bare ground", "instance_id": "bare-ground-1", "mask_svg": "<svg viewBox=\"0 0 264 264\" xmlns=\"http://www.w3.org/2000/svg\"><path fill=\"white\" fill-rule=\"evenodd\" d=\"M2 2L3 1H5V0H1ZM0 1V2H1ZM13 2V7L11 6V2H9V0H8V3H7V5L5 4V7H7V12L9 11V13H6L5 12V9L3 8V5H4V2H3V5H2V10L3 11H0V12H3V13H0V15H1V17H0V50H1V52H2V50H4V51H6L7 49L8 50H10V48H11V46H13V44L16 42V40H14V38H15V36L17 37V39L21 36V39L23 40V36L25 37H28L29 38V36H30V38H32L33 40H35V43L37 42H39V43H42V44H39L40 46L39 47H42V46H44L43 44L45 43V44H48V46L50 45V47H52L51 46V44H53V41L54 40H56V37H55V34H56V32H57V26H56V24H58L59 22H60V13L58 14L57 13V11H56V13H57V15H59L58 17V19H59V21L57 22V16H54V13H55V10H56V8H55V4L56 3H54L55 1H57V0H39V1H37V0H16L17 2H14V0H12ZM65 1V0H64ZM89 1V0H88ZM117 1V0H116ZM133 1V0H132ZM132 1H126V4L128 3V5L129 4H131V2ZM139 3H141L142 5H143V7H145L146 9H143L141 6H140V4L138 3V7L136 6L137 4H135L136 2H135V0H134V2H132L133 4H131L130 5V7L128 6V5H126L127 7H128V11H127V13H125L126 11H122V13H121V15L122 16H124L123 18H124V22H119L120 24H121V27L122 28H120V27H118V30H116V28L117 27H115V26H117V23L114 25V26H112L113 27V29H111V32H109L110 34L108 35V37H107V39L106 40H103L102 38V40H103V44H102V46L101 47H98L99 46V41L97 42H95V41H93L94 39H95V37H94V35L96 34L95 32H94V35L93 34H91L92 33V31L95 29V27L97 26V24H95L96 22V20L98 21V22H100V20H101V22H102V19H101V17L99 18L98 17V19H92L93 21H91L92 23L91 24H95L96 26H94V24H93V26H94V29H92V27H91V29L89 30V32H90V34H89V36L88 35H85V42L84 41H82L81 40V38H82V35L79 37L80 38V41H78L79 39H77V41H76V45L73 47L74 49H73V53L71 54L72 55V59H69V61H70V63H69V68H68V70H67V72L65 71V73H64V71L62 72L64 75H66V73H67V76H66V78L64 77V81H63V83H62V85H60L61 86V88L59 89L61 92H62V94L60 93V95H61V100H63V103L66 101V103H65V105L66 106H68L67 105V101H71V100H73V99H71L72 97H73V93L71 92L72 90H70L68 93L70 94V92L72 93V94H67L66 93V91H68L67 89L70 87V89H72V87L74 88V90L77 88V86L76 85H80L79 86V92H78V94L76 93V92H74V93H76V94H74V95H76V96H80V100H77V102L76 103H74V105L72 106V102H68V103H72V104H70L69 105V107H64L63 108V106H62V104L60 103V105H61V107H60V112L62 111V116H63V119H64V121H65V130L63 129L62 130V125L59 123L60 121L57 119L56 120V125H57V127L59 126V125H61V128H60V126H59V130H57V132H60V131H63L61 134L63 135V137H62V135H61V137H60V142H61V139L62 138H64V137H66V136H68V138H70L71 139V142L68 140V138H67V142L65 141V138H64V143H65V145H62L64 148H67V150H69V148H70V150H72L73 149V151H75V152H79V154L81 153L80 151H84L86 148H87V145L88 144H90L89 146H93V147H95L94 145L95 144H93V143H98L99 145H96V147L98 146V147H103L104 145H108L109 147L108 148H106L108 151H105L106 149L104 148V150L103 151H105V152H107V154H105L104 156H106V155H108V156H110L111 154H109V153H111V152H109V148H110V144H112V145H117L118 146V144H116L115 142L117 141V140H119L120 141V143H119V141H117V143H119V146L116 148V146H112L111 147V149L110 150H113V148L115 147L116 149H118L120 146H122L123 147V149H125L124 147H126V146H129L130 144H131V141H136V139H138V135L139 134H143V136H144V134H148V132H146V129L145 128H143V126H145L146 127V125H147V123L149 122V120H151L150 118H149V113H148V115L146 116L145 115V113H143V111H142V109H140L141 110V112L140 111H138L137 109L138 108H135L136 106H132L131 105V103L128 101L129 100V97H128V94H126V91L124 92V87H123V89H121V91H122V93H125V94H123V97H125V98H122V93H121V91H118L119 89H120V87H116L115 89H114V87H111V90H109V91H107V89H106V91L105 92H103L104 91V89L106 88V87H108V85L109 84H111V83H113L114 85L116 84V82H117V79H118V81H119V77H118V75L121 77V74H119L120 72H118V71H120L121 69V71H122V73L124 72L123 71V69H125L126 70V68L125 67H127V69H128V66H127V63H128V57H129V55H130V52H131V55H132V52H134L135 50H137V51H135L136 53H138V51H139V53H138V56L139 57H143L144 59H145V57L141 54V52H143V54L145 55V49L147 50L148 48L150 49V47H151V45L154 47V44H151V40H147V45L144 43V45L142 46L141 44H138V43H140L141 42V40H140V38H141V36L140 35H142V34H140V32H139V34L140 35H138V32L136 33V31H140L141 30V28H140V30H139V28L138 27H140L141 25L140 24H142V26L145 24H148L147 23V20L146 19H148V14L147 13H145V15L147 16H143V14L141 13V15L145 18H142V19H144V20H146V21H144V22H146V23H141V21H138V19H136V21L134 22L133 20H134V17L135 18H139L140 17V20H142L141 19V15H140V13L139 12H141L142 10L140 9V8H142L143 9V13L145 12L144 10H148V7H150V5H151V3H156V5H158L159 6V4H157V1L155 0V2H154V0H147L150 4H148V2L147 1H145L144 0V3H143V0H137ZM140 1H142V2H140ZM216 2H214L213 4H210V6H208V7H210L211 9H212V7L213 6H216L217 5V3H218V5L216 6V9H214L215 7H213V9L211 10V12H209L208 10H209V8L206 6H204L205 8H199V10H197V8L195 7V9L197 10H194L192 7H190L189 5H186V6H183L185 9H187L188 10V8L190 7V8H192L195 12H199V13H197V15H196V17H194L193 16V14L191 15L194 19H192V17H190V15H188L189 17H187V14L186 13H188L189 11H186L185 13H184V11L185 10H183V11H181L182 9H183V7H182V9H181V7L179 8V10H178V12H180V14L178 15L177 14V9H178V7L177 8H175L174 10H175V13L177 14L176 15V17L177 18H175V16H174V19H180L181 21H185L184 23L183 22H181L180 20H178V22L180 23V28H179V23L177 22V26L178 27H176L175 25V27L176 28H179L178 30H177V32H176V30L175 31H173L172 29V31L170 32L169 30H170V28H169V30H167L168 29V26L166 27V31H167V33H164L165 32V30H164V25H163V27H162V29L164 30V36H165V39H164V37H162V39L164 40H162V43H164V44H160L159 42H157V43H159V44H157V43H155L154 41H156L155 39H157V37L155 36V35H150V33H149V35L152 37V36H154V37H152L153 39V42L155 43V45L157 46L158 45V47H159V50H160V47L162 48V46L164 47V49L163 50H165V52L164 51H162L161 50V52H163V53H165V54H162L161 53V55H159L160 53H159V51H157L158 50V48H156V46H155V54H156V52H158L157 53V55H156V57H158V58H155V60H150L151 62H149L148 61V59L149 58H153V57H155V54H154V56H153V54H151V52L150 53H148V52H146L147 53V55L149 56V58H147L146 60H144L143 62H141V61H138L137 59L135 60V61H137V62H135V63H133V65L132 66H130L131 68H132V71H131V79H133L132 78V75L133 74H136L137 75V77L138 78H142V80H143V78L144 79H147V78H149V76L151 77L152 75H156V76H158V77H160V79H162V77L163 76H166L167 74H172V72L175 70L174 68H176L175 67V63H178V62H182L183 64H184V62H183V60L185 61V64L187 63V62H189V61H186V58H187V60L189 59H193V62H190V63H193L194 65H195V63L196 62H199V61H207V62H203L204 63V65H206L205 67L207 68V66H208V63H212L213 64V66L214 67H212V69L214 68L215 70L214 71H216V68L218 67V69H217V71H220L219 73H222L223 71V69H221L220 67H222V68H224V65H226L227 63L229 64V65H231V60H233V59H235V61L236 60H238V59H236V55H242L243 56V54L244 53H246L247 55L249 54L250 55V53H256V50H258L259 51V48H261V46H263V44H264V42H262V41H264V0H215ZM7 2V1H6ZM58 3H59V0L57 1ZM78 2H80V0H78L77 1V4L76 5H78ZM84 2V1H83ZM90 2V1H89ZM225 2V4H223ZM17 3V4H16ZM75 3L76 2H74L73 3V5L75 6ZM88 3V2H87ZM92 3V2H91ZM9 4H10V6H11V13H13V14H11L12 15V17H14L15 16V19H12V17H11V15H10V9L8 10V8L10 7L9 6ZM14 4H16V5H14ZM53 4H54V6H53ZM62 4V5H61ZM63 4H64V2L62 3V1H60V5L59 4H57L56 6H58V8L59 7H62L63 6ZM85 4V3H84ZM113 4H115V3H113ZM121 4V3H120ZM146 4H148V5H146ZM151 5V7L154 9L155 7H153L154 5ZM163 4H164V2H163ZM32 5H33V7L35 6L37 9H35V7H34V9L35 10H37V12L35 11V12H33V11H29V9L30 10H32L31 8H28V7H32ZM64 5H66V4H64ZM91 5V4H90ZM95 5V4H94ZM135 7H133V6ZM145 5V6H144ZM165 5V4H164ZM166 5H168V2H167V4ZM170 5V4H169ZM174 4H172L171 6H173ZM224 5V6H223ZM14 6H15V10H14ZM68 6V5H67ZM67 6H64V7H66V8H64V9H66L67 11H69L68 10V7ZM83 6V5H82ZM88 6H89V4H88ZM88 6L86 7V8H88ZM110 6H111V4H110ZM125 6V5H124ZM124 7V8H122L123 10H125L127 7ZM147 6V7H146ZM162 5H160L158 8H165V7H161ZM188 6V7H187ZM32 7V8H33ZM81 7V6H80ZM84 7V8H85ZM92 7V6H91ZM132 7V9H130ZM72 8L75 10V8L72 6ZM98 9H99V7H97ZM96 8V9H97ZM169 8H170V6H169ZM171 8H174V6L173 7H171ZM189 8V10H191L190 12L192 13V9H190ZM224 8V9H223ZM0 9V10H1ZM60 9V8H59ZM59 9H57L58 10V12H60V11H64V9L63 8H61L62 10H59ZM73 9H72V11H73ZM79 9H81V8H79ZM79 9H78V11H79ZM83 9V8H82ZM80 10V11H84V10ZM97 9V10H98ZM136 9V10H135ZM140 9V11H138ZM151 9V8H150ZM148 10V13H149V11H151L150 12V15L152 14V16H149V17H152V18H154V16H153V11H155V14L154 15H156V11H157V8H156V10ZM166 9V8H165ZM165 9H161L163 12H164V10ZM168 9V8H167ZM166 9V10H167ZM202 9V11L200 12V10ZM207 11H206V10ZM223 9V10H222ZM94 10V9H93ZM127 10V9H126ZM208 12V14H206V15H204L205 14V12ZM67 11H65L66 13H69V12H67ZM72 11H71V17L73 18V16H72ZM79 11V13L81 14V12ZM87 11H88V9H87ZM90 11V10H89ZM88 11V12H89ZM159 11V10H158ZM168 11H170V10H167V12ZM172 11L173 10H171V13H172ZM33 12V13H32ZM76 12V11H75ZM86 12V11H85ZM97 12V11H96ZM147 12V11H146ZM159 12H161V11H159ZM183 12V13H182ZM194 12V14H196ZM203 12H204V14H203ZM223 12H225V14H226V20H227V22H226V25H224L226 28H227V34H226V36H225V40L223 39V41L222 42H224V44H223V46L222 45H220V47L218 48L216 45L217 44H215L213 41L215 40V42H216V40H219V38L218 39H211L210 38V36L208 37V35H207V37L208 38H210V39H208V40H210V41H212V45L214 44V48H215V46L217 47V49L215 48V49H213V50H211L212 49V46H208L207 45V43L205 44V42H206V40L204 41V39H206L207 37L206 36H204L203 35V37H201V39H203V40H200L199 38H197L198 40H200L199 42V44L201 45V47H200V45L198 46L197 45V43H198V40L196 39V38H194L193 36H195V37H200L201 35H202V33L204 34H206V32L207 31H204V32H202L200 29V27H202L203 25H204V27L205 28H207L206 26H205V24L206 25H208V24H210V22H211V24L214 26V24L212 23V22H214V21H216V19L218 18V17H220L221 16V14H223ZM5 13V14H4ZM31 13V14H30ZM55 13V14H56ZM97 13H99V11L97 12ZM96 13V14H97ZM125 13V14H124ZM171 13H169L170 15H168V13H166L165 12V14H167L168 16H172L173 14H171ZM174 13V12H173ZM182 13V14H181ZM201 13L203 14V15H201ZM9 14V15H8ZM15 14V15H14ZM74 14H76V13H74ZM73 14V15H74ZM85 14V13H84ZM87 14V13H86ZM124 14V15H123ZM140 15V16H137V15ZM161 14H162V12H161ZM160 13H159V15H156L155 16V21L156 20H158L159 18L161 19L162 17L165 19L167 16L163 13V15H165V16H160L161 15ZM183 14H185V15H183ZM61 15H63L62 14V12H61ZM69 15V14H68ZM67 15V17H69ZM77 15V14H76ZM82 15V14H81ZM109 15H110V13H109ZM181 15H183L184 17H187V18H184V20H182L183 18H178V16H181ZM53 16H54V18L56 17V19H53ZM84 16V15H83ZM98 16H100V15H98ZM106 16V19L105 20H108V19H110L109 18V16L108 15H105ZM182 16V17H183ZM85 17V16H84ZM97 17V16H96ZM95 17V18H96ZM102 17H104V16H102ZM71 18V19H72ZM77 18V17H76ZM85 18H87V17H85ZM84 18V19H85ZM91 18H93V17H91ZM108 18V19H107ZM123 18H121V21L123 20ZM171 18V17H170ZM11 19H12V21H11ZM64 19V18H63ZM69 19V18H68ZM100 19V20H99ZM151 19V18H150ZM149 19V20H150ZM167 20H170V19H168V18H166ZM221 19V18H220ZM77 20H78V23H80L81 25L84 23L85 25V28H86V26H87V24L85 23V22H79V18H77L76 19V22H77ZM86 21H87V19H85ZM104 20V19H103ZM110 20H112V19H110ZM110 20H109V22H110ZM153 19H151L150 21H151V23L154 21H152ZM167 20H162L163 22L164 21H167ZM218 21H220L219 20V18L217 19ZM64 21V20H63ZM65 21H66V19H65ZM80 21H81V19H80ZM84 21V20H83ZM131 21H133V23L131 22ZM154 21V22H155ZM175 21V20H174ZM174 21L172 22V23H174ZM224 21V20H223ZM68 22H70V23H68V25L69 24H71V21H69L68 20ZM106 22V21H105ZM108 22V21H107ZM140 23V24H136V26H134V28H135V30L133 31L134 33H136V39H139L140 41H138V40H136L134 37L135 36H133V37H131V35H130V32L132 31V29H134L133 27H132V25H135L134 23ZM142 22H143V20H142ZM159 22V25L157 24L156 25V27H157V29L156 30H158V28H160L161 26H162V23H161V20H159L158 21ZM157 22V23H158ZM169 21H167L166 23H168ZM62 23H64V22H62ZM89 23V22H88ZM103 23V25L105 24L104 22H102ZM111 23V22H110ZM110 23H108V24H110ZM113 23V22H112ZM111 23V24H112ZM119 23H118V25H119ZM124 23H127V24H129V26L131 25L130 23H132V25L128 28L127 27V29H131V30H129L130 32L128 33V31H126L125 29V27L127 26V24H124ZM161 23V24H160ZM165 23V22H164ZM172 23H168V24H172ZM175 23H176V21H175ZM174 23V24H175ZM183 23V24H182ZM219 23V22H218ZM221 23V22H220ZM90 24V23H89ZM89 24H88V27H89ZM101 24V23H100ZM110 24V25H111ZM123 24V25H122ZM153 24V23H152ZM152 24H150V25H152ZM224 24V23H223ZM64 25H65V27H66V25L67 24H65L64 23ZM103 25L101 24V27H103ZM124 25H126V26H124ZM139 25V26H138ZM144 25V26H145ZM149 25V24H148ZM155 25V24H154ZM154 25H152V27H155ZM182 25V26H181ZM217 25V22L215 23V26ZM3 26V27H2ZM62 26H63V24H62ZM92 26V25H91ZM99 26V25H98ZM105 26V25H104ZM108 26V25H107ZM106 26V27H107ZM120 26V25H119ZM138 26V27H137ZM141 26V27H142ZM147 26V25H146ZM170 26V25H169ZM172 26H173V24H172ZM173 26V27H174ZM214 26V27H215ZM65 27H63V28H61V29H63L64 30V28ZM69 26H67V28H68ZM100 26H99V30H98V32L100 33V31H101V34L103 33L102 31V28H101ZM109 27V26H108ZM108 27L107 28H105V30L106 29H108ZM115 27V28H114ZM132 27V28H131ZM138 29H137V28ZM151 27V28H152ZM155 27V28H156ZM173 27H171V28H173ZM204 27H203V30H204ZM209 27H210V25H209ZM208 27V28H209ZM214 27H212L213 29H214ZM59 28V27H58ZM90 28V27H89ZM103 28V29H104ZM110 28H111V26H110ZM144 28H146V27H144ZM149 27H147V29H148ZM207 28V29H208ZM70 29V28H69ZM84 29V28H83ZM86 29H88V28H86ZM86 29H85V31H86ZM96 29H98V27H96ZM101 29V30H100ZM119 29H121V30H119ZM137 29V30H136ZM143 29V28H142ZM161 29V28H160ZM162 29H161V31H162ZM181 29V30H180ZM104 30V31H105ZM110 30V29H109ZM113 30V31H112ZM116 30V31H115ZM149 30H151V34H157V32H158V34L157 35H160L161 34V32H160V34H159V31H157L156 33H153V32H155L156 30H154V29H149ZM148 30V31H149ZM152 30H154V31H152ZM201 31V32H198L199 34L201 33V35L199 36V34H197L196 32L197 31ZM209 31L208 32H211L212 31V33H214L215 35H214V37H216L217 35H219V34H217L216 35V31H214L213 32V30H211V29H208ZM211 30V31H210ZM85 31H84V33H85ZM108 30H106V33L108 34V32H107ZM142 31V30H141ZM143 31H144V29H143ZM145 31H147L146 29H145ZM147 31V32H148ZM69 32H70V30H69ZM150 32V31H149ZM170 34H169V33ZM172 32H174V34L172 33ZM189 33V32H192V33H195L194 35L192 34V33H190V34H187V36L185 37V35H186V33ZM60 33V32H59ZM62 33V32H61ZM60 33V34H61ZM71 34H72V32H70ZM83 33V34H84ZM86 33H87V31H86ZM85 33V34H86ZM98 33V34H99ZM132 33V32H131ZM133 33V34H134ZM144 33H146V32H144ZM70 34V35H71ZM147 34V33H146ZM146 34H143L142 36H146ZM166 34V35H165ZM74 35H76V34H74L73 33V36H71V37H74L75 38V36ZM91 35H93L92 37H94V39L92 40V38H91V42H92V44H89L90 46H92L93 45V43L95 44V43H97V44H95L94 46H95V48H94V51L92 50V48H88L89 46L86 44L88 41V38H86V36H88V37H91ZM100 35V34H99ZM99 35H97V38H98V40H101L98 36ZM106 34H104V36H105ZM129 35V36H128ZM135 35V34H134ZM148 34H147V36H149ZM168 35V38H166V36ZM193 35V36H192ZM196 35H198V36H196ZM225 35V34H224ZM224 35H222V36H224ZM56 36L57 37H59L57 34H56ZM66 36V35H65ZM64 36V37H65ZM68 36V35H67ZM84 36V35H83ZM145 37V38H148V37ZM161 36H162V34H161ZM161 36H158L159 38L161 37ZM183 36H184V39H186V41H187V39H191L192 37H193V39L195 40V42H196V46L194 45L195 43H193V41H192V43H193V45L195 46V48H198V47H200V48H198L197 50H199V51H197L196 52V49L195 48H193L194 46L193 45H191L192 43L191 42H189V40L187 41V43H191L190 45H191V48H193L194 50H195V52L193 51V49H190V51L189 50H187V49H189V47H187V46H185L184 44L182 45V43L180 42V40H181V38H183ZM190 36V37H189ZM221 36V35H220ZM55 37V38H54ZM60 37H61V35H60ZM63 37V36H62ZM102 37V36H101ZM106 37V36H105ZM128 37H131V39L132 38H134L132 41L135 43V41H136V43L140 46H142V47H140V49L142 48H144V46L145 47H147V46H149V42L148 41H150V46L148 47V48H145L144 50H141V52H140V50L139 49H136L137 47H135V49H134V47H132V46H130L131 44H132V42H131V44H129V46L131 47H129L128 46ZM138 37H140V38H138ZM206 37V38H205ZM66 38H68V37H66ZM74 38H72L73 40H75ZM84 38V37H83ZM150 38V37H149ZM159 38L157 39V41L159 40ZM212 38H213V36H212ZM217 38V37H216ZM20 39V40H21ZM69 39H71V38H69ZM131 39H129L130 41H131ZM171 39L173 40V41H171ZM183 39V40H184ZM192 39V40H193ZM221 39V38H220ZM19 40V39H18ZM21 40V41H22ZM24 40H25V38H24ZM27 40V39H26ZM58 40V39H57ZM64 40V39H63ZM101 40V41H102ZM207 40V41H208ZM20 41V42H21ZM146 41V40H145ZM182 41V40H181ZM191 41V40H190ZM202 41V42H201ZM210 41H208V44H210ZM19 42V43H20ZM55 42V44H56V42L57 41H54ZM73 42V41H72ZM152 42V43H153ZM160 42H161V39H160ZM171 42V43H170ZM203 42H204V44H203ZM219 42H221L220 40H219ZM65 43H68V42H66L65 41ZM134 43H133V45H134ZM142 43V42H141ZM187 43H185V44H187ZM263 43V44H262ZM57 44H58V42H57ZM56 44V45H57ZM63 44V43H62ZM72 44H74V43H72ZM203 44V45H202ZM262 44V45H261ZM17 45H19L18 44V42H16V46ZM42 45V46H41ZM59 45V44H58ZM58 45H57V47H58ZM97 45V46H96ZM160 45V46H159ZM205 45H206V47H211L210 49L208 48V50L210 51V54H208L209 52L208 51H206V47H205ZM36 46H38V45H35V48H36ZM66 46H68V45H65V49H66ZM72 46V45H71ZM86 46H87V48H86ZM181 46H184V47H186V49L184 50V49H181V48H183V47H181ZM219 46V45H218ZM14 47H15V44H14ZM14 47H12L11 48V51H12V53H13V50L12 49H15ZM93 47V46H92ZM204 47H205V49H204ZM38 48V47H37ZM43 48V50H45L46 48L48 49L49 47H47V45H46V47H42ZM45 48V49H44ZM53 48H54V46H53ZM53 48H52V50H53ZM60 48V47H59ZM63 48V47H62ZM68 48V47H67ZM132 48H133V50H132ZM139 48V47H138ZM262 48H264V46L262 47ZM261 48V49H262ZM38 49H40V51L42 52V49L41 48H38ZM38 49H36L37 50V52H38ZM46 49V50H47ZM55 49V48H54ZM89 50L88 51V55H87V52H86V50ZM129 49L130 50H132V51H129ZM148 49V50H149ZM153 48H151V50H154ZM200 49L202 50V52L200 51ZM49 50H51V48L49 49ZM49 50H47V51H49ZM147 50V51H148ZM182 50V51H181ZM184 50V51H183ZM3 51V52H4ZM11 51H9V52H11ZM47 51H44V52H46V53H44V54H48L47 53ZM59 51V50H58ZM150 51V50H149ZM192 51V52H191ZM262 51H264V49H262ZM1 52H0V57L1 56H5V52H4V54H1ZM2 52V53H3ZM36 52V51H35ZM40 52V53H41ZM50 52V51H49ZM61 52H63V51H61ZM65 52V51H64ZM63 52V53H64ZM69 52V51H68ZM206 52H208V53H206ZM261 52V51H260ZM259 52V53H260ZM7 53H8V51H7ZM12 53H11V55H12ZM135 53V54H136ZM167 53V54H166ZM255 53H254V55H255ZM258 53V52H257ZM256 53V54H257ZM258 53V54H259ZM44 54H42V56L44 55ZM62 54V53H61ZM134 54V53H133ZM140 54V55H139ZM7 55V54H6ZM36 54H34V56H35ZM46 55H45V60H47V61H45V65L43 64V61L41 60V65H43L42 67L40 66V65H38L37 63V61H38V59H34L35 61L34 62H32V63H34L35 64V66L36 65H38V68H36V70H35V68L33 69V66H34V64H32V66L30 65V67H31V69H30V67L28 68V69H30L31 71L32 70H35V71H33V74H32V72H31V75L29 76V74L27 75V76H29L30 77V79H29V81L30 80H32V82H31V84L33 85L32 87L33 88H35L36 86H34V85H40V86H42V88L43 87H46L45 89L43 88V90H44V93H41V91H43L42 89H41V91H40V93H38V94H40V96L42 95H44V96H46L47 97V99L49 98V96H47V95H49V93H50V89H51V87L53 86L52 84H51V78H52V80L53 79H55L54 78V76L52 77V74L54 73V74H56V71L57 70H55L54 69V67H53V65L51 64L54 60H52L51 59V56H52V53L50 54L49 53V55H51V56H49V55H47V57L49 56L50 57V61L52 60V62H48V60H49V58L47 59V57H46ZM67 55V54H66ZM146 55V56H147ZM150 55H152L151 57H150ZM246 55V56H247ZM248 55V56H249ZM252 55V54H251ZM37 56H38V53H37ZM134 55H132L131 57H133ZM147 56V57H148ZM241 56V58L239 57V60H238V62L239 61H241V60H243L242 57ZM6 57V56H5ZM5 57H3L4 59H6ZM36 57V56H35ZM66 57L67 56H65V61H66ZM70 57V56H69ZM135 57V56H134ZM141 57V58H142ZM34 58V57H33ZM37 58H40L39 56L37 57ZM64 58V57H63ZM1 59V58H0ZM41 59H43V57H41ZM229 59V61H230V63H229V61H227V60ZM246 59V57L244 58V60ZM248 59H249V57H248ZM128 60V61H127ZM130 60H132L131 58H130ZM134 60V59H133ZM182 60V61H181ZM195 60V61H194ZM226 60V61H225ZM1 61V63H3L2 62V60H0ZM33 61V60H32ZM56 61H58V60H56ZM63 61V60H62ZM62 61L60 62V63H62ZM68 61V60H67ZM68 61V62H69ZM167 61H171L172 63L174 62V66H171V62H169V64H167ZM36 62V63H35ZM134 62V61H133ZM225 62H227V63H225ZM247 62V61H246ZM59 63V64H60ZM129 63H131V61L129 62ZM171 63V64H170ZM203 63H200V64H203ZM234 63V62H233ZM236 63V62H235ZM234 63V64H235ZM241 63V62H240ZM16 64V63H15ZM18 64V63H17ZM16 64V66L14 67V68H17L18 69V65H19V68H20V66H21V68H22V65L19 63L18 65ZM28 64H30V62L28 63ZM39 64H40V61H39ZM51 64V66H49ZM59 64H57V65H59ZM185 64H184V66H185ZM189 63H187V65H188ZM198 64V63H197ZM228 64L226 65V66H228ZM237 64V63H236ZM242 64V63H241ZM1 66L2 65H4V66H6V64H0ZM68 65V64H67ZM178 65H179V63H178ZM178 65H176L177 66V69L175 70V71H177V70H179V69H181L180 71H182L183 72V69L180 67V66H182L183 68H184V66L183 65H181V63H180V65L178 66ZM186 65V66H187ZM211 65V64H210ZM4 66H2L3 67V69H1L0 68V70H3V72H5L4 70H6L5 69V67ZM8 66V65H7ZM14 65H13V63H12V67H13ZM40 66V67H39ZM54 66H56V65H54ZM191 66H193V65H191ZM216 66V67H215ZM232 66V65H231ZM51 67V68H50ZM53 67V68H52ZM174 67V68H173ZM229 67V69H230V66H228ZM10 68H11V64H10ZM10 68H8L7 67V69H10ZM21 68L19 69V70H21ZM23 68L24 69H26L25 70V72H27V73H29V71L30 70H28L27 68H25V66L23 65ZM40 68V69H39ZM66 68V67H65ZM186 68V67H185ZM185 68H184V70H185ZM225 68H227V67H225ZM12 69V68H11ZM10 69V70H11ZM38 69V70H37ZM51 69H52V71H51ZM53 69L55 70V71H53ZM57 69H58V67H57ZM228 69V68H227ZM23 70V69H22ZM62 70V69H61ZM209 70V69H208ZM7 71L8 70H6V73H7ZM128 71H130L129 69H128ZM173 72V73H177V72ZM209 71H213V70H209ZM213 71V72H214ZM216 71V74L218 73ZM2 72V71H1ZM0 72V76H2V77H0V78H2V79H4V75H5V73H1ZM132 72H133V74H132ZM149 72H150V74H149ZM186 72V71H185ZM15 73H17V71L16 72H12L11 71V74H12V76L15 74ZM18 73H19V71H18ZM20 73H21V71H20ZM19 73V74H20ZM61 73V75H63ZM126 72H124L123 74H125ZM151 73H153V74H151ZM215 73V72H214ZM218 73V74H219ZM2 74V75H1ZM22 75L24 74V75H26L24 72L23 73H21ZM20 74V75H21ZM122 74V76L124 77V76H128V75H123ZM127 74H129V73H127ZM148 75L149 74V76H145V75ZM178 74H180L179 73V71H178V73H177V75ZM209 74V73H208ZM211 74V73H210ZM209 74V75H210ZM16 75V74H15ZM18 76V74H17V76L18 77H16V76H14V77H12L11 75H10V73L9 74H6L5 76L7 77H10V78H7L6 80L4 79V81H5V83H4V81L3 82H1V86H2V89H0V131H1V135L3 134L4 135V139L3 140H7L6 139V137L5 136H7V134H6V129H5V131H4V129H2V128H5V125L7 126L6 128H8V126L9 125H7L6 124V122H8V124H11L10 126H12V123H10V121H13L14 120V122L16 121L15 120V118L16 117H14L16 114H17V112L19 111V109H17V110H15V107L17 108V106H15L17 103H18V91L19 90H21V89H23V87L21 88L20 87V89L18 90V87H19V85L21 86V84H23V81L21 82L20 81V79L19 78H21V76ZM136 75H134V76H136ZM211 75H215V74H211ZM117 76V77H116ZM156 76H154V77H156ZM172 76H174V77H176V75H172ZM218 76V75H217ZM216 76V77H217ZM219 76H220V74H219ZM5 77V78H6ZM62 77V76H61ZM116 77V78H115ZM136 77V78H137ZM146 77V78H145ZM158 77H156V79L158 78ZM167 77H168V75H167ZM178 77H179V75H178ZM25 78V77H24ZM24 78H21V79H24ZM127 78H129V77H127ZM165 78V81L164 82H166V79H171V77H168V78H166V77H164ZM28 78L26 77V79L25 80H27ZM62 79V78H61ZM116 79V82L114 83V82H112V80H115ZM120 79H122V77L120 78ZM150 79V78H149ZM175 79V78H174ZM1 80V79H0ZM134 80H135V77H134ZM159 79H157V81H158ZM172 80H173V77H172ZM172 80H167L168 82H170V81H172ZM2 81V80H1ZM28 81V80H27ZM28 81V82H29ZM139 81V80H138ZM162 81V80H161ZM25 82L26 81H24V84H25ZM135 82L137 83V79L135 80ZM146 82V81H145ZM159 82H160V80H159ZM167 82V83H168ZM173 82V81H172ZM5 85H4V84ZM53 83V82H52ZM140 83H141V81H140ZM139 83V84H140ZM147 83V82H146ZM161 83V82H160ZM166 83V84H167ZM29 84V87L31 88V84H30V82L28 83ZM58 84V83H57ZM60 84V83H59ZM117 84H119V83H117ZM131 84V83H130ZM143 84V83H142ZM141 84V85H142ZM165 84V83H164ZM169 84V83H168ZM45 85V86H44ZM47 85L49 86V87H47ZM52 85V86H51ZM105 85V88L103 89V86ZM121 85V84H120ZM136 85V84H135ZM144 85H146L145 83H144ZM148 85V84H147ZM170 85V84H169ZM0 86V87H1ZM23 86V85H22ZM25 86H27V85H25ZM82 86V88H80ZM116 86V85H115ZM39 87V86H38ZM33 88L32 89H30V92H31V90H33ZM41 88V87H40ZM47 88H50L48 91H49V93H47L48 91H47ZM53 88V87H52ZM110 88V87H109ZM112 88H113V90H112ZM118 88V89H117ZM37 88H35L32 92L33 93H36L37 94V91H39V88L37 89V91L36 92H34L35 90H36ZM103 89V90H102ZM117 89V90H116ZM146 89V88H145ZM3 90V91H2ZM25 90V89H24ZM24 90H22L21 91V93H24ZM45 90L47 91V92H45ZM51 90H53V89H51ZM115 90V91H114ZM150 90V89H149ZM27 91H28V89H27ZM75 91H77V89L75 90ZM20 92V91H19ZM53 92V91H52ZM140 92V91H139ZM26 93V92H25ZM24 93V94H25ZM27 93H29V91L27 92ZM145 93H146V91H145ZM150 93V92H149ZM152 93V92H151ZM23 94V95H24ZM35 94V95H36ZM37 94V95H38ZM46 94V95H45ZM148 94V93H147ZM146 94V95H147ZM154 94V93H153ZM159 94V93H158ZM21 95V94H20ZM28 95V94H27ZM30 95V94H29ZM34 94H33V99L35 98L34 96H35ZM59 95V96H60ZM121 95V96H120ZM124 95H126V96H124ZM149 95V94H148ZM152 94H150L148 97H149V100L147 99V101L146 102H149V101H151V103H152V106H150V108H149V106H148V109H150L151 110V107H152V112L154 113V114H151L152 112L150 111V114H151V116H155V114H157V115H159V116H156V118L155 119H153V120H157L158 119V121H159V118L158 117H164L165 116V114L163 115V116H160V113H163L164 111H165V109L167 110V108L170 106H172V104L174 103H176V102H173L174 100H172L173 98H175V97H168L167 98V100L169 99V102L168 101H166L165 99V96L164 97H162V99L161 100H159L158 98L159 97H156L157 95H155V96H151ZM174 95V94H173ZM40 96H38V97H40ZM53 96H55V93H53L52 94V99L54 98ZM56 96H58L57 94H56ZM162 96V95H161ZM24 97V99L23 100H25V102H26V99H25V95L23 96ZM30 97H32V96H29V98ZM50 97H51V95H50ZM128 97V98H127ZM156 97V98H155ZM42 98V100L43 99H46L45 97L43 98V97H41ZM57 98V97H56ZM126 98L128 99L127 101H126ZM151 98H152V100H156V101H162L163 102V104H161L162 102H160V103H156L155 101H152L151 100ZM154 98V99H153ZM172 98V99H171ZM32 99V98H31ZM31 99H29V101L31 102ZM32 99V100H33ZM55 99V98H54ZM69 99V100H68ZM76 98L74 97V100H75ZM164 99V100H163ZM35 100H37V101H39L40 102V100H39V98H36V99H34L33 101H35ZM58 99H56L55 101H57ZM60 100V101H61ZM170 100H172V102L173 103H170ZM28 101V102H29ZM37 101H35V102H31V105H32V107H33V105H35V103L37 102ZM59 101V102H60ZM164 101H166L167 103H165ZM17 102V103H16ZM28 102H26V105H28L27 103ZM29 102V103H30ZM45 102H46V100H45ZM45 102L43 101L42 103H41V105H43V104H45ZM50 101L48 100V103H49ZM32 103H34V104H32ZM151 103L149 102V104L151 105ZM171 104V105H169V104ZM38 104V103H37ZM18 105V104H17ZM20 105V104H19ZM30 105V104H29ZM40 105V104H39ZM46 106H47V102H46V104H45ZM163 105H166V107L165 106H163ZM169 105V106H168ZM44 106V105H43ZM19 107V106H18ZM31 106H29V108H30ZM31 107V109H33ZM42 107V106H41ZM25 108V107H24ZM24 108H22L23 110H24ZM36 108V107H35ZM39 108H40V106H39ZM61 108H63V109H61ZM67 108V109H66ZM147 108V107H146ZM172 108V107H171ZM174 108H175V106H174ZM177 108V107H176ZM21 109V108H20ZM25 109H27V108H25ZM169 109V108H168ZM39 110V109H38ZM37 110V111H38ZM40 110H42L43 112H45L44 110H47L46 109V107L45 108H43V109H41L40 108ZM39 110V111H40ZM171 110V109H170ZM169 110V111H170ZM15 111H17V112H15ZM21 111V110H20ZM29 111H30V109H29ZM28 111V112H29ZM38 111V113L41 115L42 113H40ZM168 111V110H167ZM172 111V110H171ZM173 111H176V110H173ZM23 112V111H22ZM26 112V111H25ZM32 112H34V114L35 115H37L36 114V112H35V110L33 111L32 110ZM13 113H14V115H13ZM16 113V114H15ZM30 113V112H29ZM26 114H27V112H26ZM47 114V113H46ZM58 114V113H57ZM60 114V115H61ZM17 115H21V114H17ZM30 115V117H31V114H29ZM43 115V114H42ZM45 115V114H44ZM43 115V116H44ZM46 116H48V114L46 115ZM58 116V115H57ZM18 117V116H17ZM50 117V116H49ZM59 117V116H58ZM57 117V118H58ZM21 118H22V116H21ZM34 118H36L37 119V116H34ZM149 118V119H148ZM17 119V118H16ZM20 119V118H19ZM18 119V120H19ZM26 119V118H25ZM33 120L32 118H29L28 117V119H26L27 120V123H26V128H27V126H28V130L29 131H26L27 132V135H25V139H24V137H23V140H24V142H25V144H36L35 146H37V144L39 145V148H34V149H29V146H28V149H27V145H24V147H26V149H25V151L24 152H27V154L25 153V158H26V156H27V158H26V160L28 161V162H30L31 164H30V166H29V164H27V161L25 160V159H22V161L24 160V162L26 161V163H25V165H28V166H25V167H28L29 168V170L26 168H23V169H25L27 172V174L26 175H24V176H22V174H20V173H22V172H20L19 173V168L18 167H16V163L18 164L19 162H17V160L15 159V158H19V161H20V157H18V156H15L16 154H18L19 156H21L20 154H19V152L21 153V151H17L18 153H16V151H12L13 153L15 152V154H13V153H9L10 155L11 154H13V156L15 157V158H13V156H12V158H11V156L9 157V156H5L4 157V159H3V167H2V162H0V195L1 194H5V192L6 191H8L9 189H11L12 188V185H13V183H14V180H15V173H17V170H18V173L20 174V175H18L20 178H22V180L20 179V180H18L17 178H16V180L15 181H17V182H19V181H23V178L25 177V176H30V179H34L35 178V180H34V182H35V185H36V183L37 184H41V182H42V180H41V178L38 180V182L36 181L38 178L37 177H42L45 173H44V171H47V169H49L50 167H55L59 162H60V164H62L63 165V167L61 168L60 166H56V169L58 168V170H60V168L61 169H63L64 170V164H63V160H60V159H58V158H60L61 157V152H60V150L58 151L57 149H55L54 147H52V142L51 143H49L48 141H47V137H46V134L47 133H44V130L41 128V127H43V126H45V122L47 121H45V119H47V118H43L44 119V121L42 122V123H40V126L39 127H37L38 126V124H36L35 126L37 127V129L35 128V126H34V128H32V124H31V122L34 124V121L36 120V119H34V121H31V122H28V121H30V120ZM49 119V118H48ZM161 119H163V118H161ZM61 120V119H60ZM148 120V121H147ZM152 120V121H153ZM38 121H40V119H37V122ZM42 121V120H41ZM40 121V122H41ZM57 121H59L58 123H57ZM147 121V123H146V125H144L145 124V122ZM36 122V123H37ZM154 123V122H153ZM20 125H22L21 123H19ZM28 124H30V126H31V128H29L30 126L28 125ZM41 124H43V126H41ZM25 125V124H24ZM4 126V127H3ZM150 126V125H149ZM17 127V126H16ZM19 127V126H18ZM12 128H14V127H12ZM43 128H45V127H43ZM10 129V128H9ZM24 129V128H23ZM145 129V130H144ZM148 129H149V127H148ZM11 130V129H10ZM16 130H18V129H15V131ZM19 130L20 131H22L20 128H19ZM47 130V129H46ZM14 131V132H15ZM48 131V130H47ZM46 131V132H47ZM3 132V133H2ZM4 132H5V134H4ZM13 132V131H12ZM16 133V132H15ZM19 133V132H18ZM22 133V132H21ZM11 134H13V133H11ZM20 134V133H19ZM146 134V135H147ZM14 135V134H13ZM12 135V136H13ZM58 135L60 136V133H58ZM9 136H11V135H9ZM9 136H7V138H8V140H10V138H9ZM11 136V137H12ZM14 136H16V135H14ZM21 136L22 135H20V139H21ZM47 136H48V134H47ZM142 136V135H141ZM3 137V136H2ZM2 137H0V138H2ZM17 137V139H18V135L16 136ZM15 137V138H16ZM51 136H49V140L51 139L52 140V138H50ZM140 137V136H139ZM146 137V136H145ZM148 137V136H147ZM13 138V137H12ZM141 138H143V137H141ZM16 139V140H17ZM20 139H18V140H20ZM28 140V142H26L27 140ZM0 140H2V139H0ZM13 140H15V139H13ZM26 140V141H25ZM50 140V141H51ZM114 140V141H113ZM110 141H113V143L111 142L110 143ZM19 142V141H18ZM17 142V143H18ZM63 142H61V144H64ZM69 142V143H68ZM87 142V143H86ZM121 142H122V144H124V145H122L121 144ZM4 142H2V145H4V144H6V143H4ZM71 143V144H70ZM115 143V144H114ZM136 143H137V141H136ZM13 144V143H12ZM14 144H16L15 142H14ZM23 144V143H22ZM21 143H20V146L22 145ZM51 144V145H50ZM67 144H70V145H67ZM87 144V145H86ZM1 145V143H0V146H2ZM6 145H8V143L6 144ZM69 146V148L68 147H65V146ZM84 145H86V146H84ZM102 145V146H101ZM132 145H133V143H132ZM136 145V144H135ZM18 144H17V147H16V149L18 148ZM54 146V145H53ZM84 146V148L82 149V147ZM89 146H88V150H89ZM92 146L90 147V148H92ZM106 146H104V147H106ZM131 146V145H130ZM3 147H5V149H6V146L4 145ZM11 147H12V145H11ZM95 147V148H96ZM133 147H136V146H133ZM132 147V148H133ZM15 148V147H14ZM30 148H31V146H30ZM94 148V149H95ZM100 148H98V149H100ZM121 148V147H120ZM10 149V148H9ZM22 149V148H21ZM61 149V148H60ZM63 149V148H62ZM93 148L91 149V150H94ZM100 149V150H101ZM122 149V151L120 152V153H122L124 150ZM2 150V149H1ZM12 150H14L13 148H12ZM18 150V149H17ZM54 150H56V152H60L59 154H60V157L58 156L59 154L57 153H55L54 152ZM119 150V149H118ZM117 150V151H118ZM116 153H117V151L116 150H114ZM9 152V151H8ZM8 152H7V154H8ZM10 152H11V150H10ZM23 152V151H22ZM88 152V151H87ZM90 152V151H89ZM88 152V154H89V157H91L90 155V153ZM109 152V153H108ZM3 153H4V151H3ZM84 153H86L85 151H84ZM92 153V152H91ZM94 153V152H93ZM98 153H100V152H98ZM96 151H95V156L97 157V155H98V157L96 158L97 160L99 159V161L101 160L102 162H103V159H105V158H108V159H110L109 157H104V158H102V157H99V155L100 154H98ZM103 153V152H102ZM101 153V156H103V154ZM120 153L119 154H117V155H120ZM127 153V152H126ZM126 153H124V154H126ZM82 154V153H81ZM97 154V155H96ZM123 154V155H124ZM85 156H86V154H84ZM116 155V154H115ZM111 156H113V153H112V155ZM110 156V157H111ZM84 157V156H83ZM3 158V157H2ZM85 158V157H84ZM93 158H95L94 156H93ZM101 158V159H100ZM111 158H114V157H111ZM122 158H124L123 156H122ZM61 159H63L62 157H61ZM86 159H88V157L86 158ZM85 159V160H86ZM90 159H92V157L90 158ZM90 159L88 160V161H90ZM0 160H1V156H0ZM58 160H60L59 162H58ZM117 160H119L120 161V158H116V161ZM2 161V160H1ZM87 161V160H86ZM92 161H93V159H92ZM88 162V163H90V164H92L93 162ZM108 161H110V160H108ZM108 161H106V162H108ZM111 161L112 162H114L115 164L117 163H119V162H116L115 161V159L113 160V159H111ZM108 162L107 163V167L109 166L108 164L109 163H112V162ZM101 162V163H102ZM21 164V163H20ZM53 164H55V166H52ZM97 164H99V163H96V165ZM116 164V165H117ZM15 165V166H14ZM59 165V164H58ZM61 165V166H62ZM81 165V164H80ZM93 165V164H92ZM103 165V164H102ZM101 165V166H102ZM113 166H114V164H112ZM112 165H110V166H112ZM19 166H23L22 164L21 165H19ZM106 165L104 164V167H105ZM118 166V165H117ZM116 166V167H117ZM15 167L16 168H18L17 170L15 169ZM76 167V166H75ZM96 167V166H95ZM102 168H103V166H102ZM109 168V167H108ZM111 168H113V167H111ZM22 169V170H23ZM53 169L54 168H52L51 170L53 171ZM95 169H97V170H99L98 168H95ZM103 169H105V168H103ZM107 169V168H106ZM16 170V171H15ZM21 170V169H20ZM65 170H66V168H65ZM111 170L112 169H110V170H108V172L109 173H111ZM40 171H43V175L42 176H40L38 173H40V174H42ZM55 171V170H54ZM53 171V172H54ZM57 171V170H56ZM105 171V170H104ZM112 171H115V170H112ZM23 172H25V171H23ZM38 172V173H37ZM48 172V171H47ZM53 172H52V175H53ZM103 172V171H102ZM49 173H51V171L49 170ZM49 173H47V174H49ZM44 175L45 177L47 176L48 177V175ZM79 174H80V172H79ZM101 174V173H100ZM36 175H39V176H37L36 177ZM78 175V174H77ZM105 175V174H104ZM50 176H51V174H50ZM18 177V178H19ZM32 177V178H31ZM34 177V178H33ZM25 179V178H24ZM28 179H29V177H28ZM29 179V181H25V182H30L31 180ZM44 179V178H43ZM48 179V178H47ZM51 179V178H50ZM27 180V179H26ZM41 180V182H39ZM48 181H50V180H48ZM17 182H15V185H17L16 183ZM24 182V183H25ZM24 183H22L21 184V182H19L18 184H21V185H25ZM44 183V181L42 182V184ZM46 181H45V184H43V185H46ZM48 184H49V182H48ZM47 184V185H48ZM14 186V185H13ZM20 186V185H19ZM26 187H27V185H25ZM40 186V185H39ZM49 186H50V184H49ZM36 187H37V185H36ZM40 187H44V186H40ZM39 187V188H40ZM48 187V186H47ZM46 187V188H47ZM51 187V186H50ZM53 187V186H52ZM16 188H17V190H18V186H16ZM16 188H15V186H14V189L16 190ZM20 189H22V187L20 188ZM49 189V188H48ZM14 190V191H15ZM45 190V189H44ZM19 192H22V190H18ZM46 191V190H45ZM11 192V190L9 191V193ZM13 192V191H12ZM3 197V196H2ZM5 197V196H4ZM264 198V197H263ZM263 201L261 202V205H264V199H262ZM259 208H261V206L259 207ZM263 209V206H262V208L261 209H259V210H262ZM261 212V211H260ZM250 213V212H249ZM251 213H253V212H251ZM264 213V212H263ZM245 214V213H244ZM247 214V213H246ZM248 215V214H247ZM238 216V215H237ZM246 216V215H245ZM244 216V217H245ZM249 216V215H248ZM247 218V220H249L248 218L249 217H246ZM246 218H244V220L242 219L241 220V222L242 223H244L243 221H246L245 219ZM251 218V217H250ZM236 219V218H235ZM240 220V219H239ZM234 221V220H233ZM257 221V220H256ZM256 221H254V222H256ZM240 222V223H241ZM247 222V221H246ZM246 222L244 223L245 224V227L247 228V227H250L251 226V221L249 220L247 223H249V225L247 226L246 225ZM258 222V221H257ZM257 222L255 223V224H253V226L252 227H254V225H258L257 224ZM236 223H238V222H236ZM239 223V224H240ZM259 223V222H258ZM227 224V223H226ZM239 224H235L236 226L237 225H239ZM233 226H234V224H232ZM227 226L228 225H225V228H223V230H225L226 228H227ZM241 228H243V226L244 225H242L241 224ZM258 226H261L260 224L258 225ZM229 227V226H228ZM230 227H231V225H230ZM229 227V228H230ZM235 227V226H234ZM244 227V228H245ZM252 227H250L251 229H252ZM218 227L216 226V229H217ZM220 228V227H219ZM218 228V229H219ZM244 228L241 230V231H244ZM245 228V229H246ZM254 228H256V227H254ZM257 228H259V227H257ZM248 229V228H247ZM246 229V230H247ZM212 230V229H211ZM220 230V229H219ZM246 230H245V232H244V234H249V235H251L250 233H252V230H250L249 231V229L247 230V233H246ZM255 231H256V229H254ZM261 229H259V231H260ZM210 231V230H209ZM227 231H229L228 230V228H227ZM227 231H225L224 232V235H227V234H225V233H229L230 231H231V229H230V231L229 232H227ZM233 231V230H232ZM232 231H231V236L230 237H232V235L233 236H235L234 235V232L232 233ZM240 231V232H241ZM258 231V230H257ZM256 231V232H257ZM263 231V230H262ZM208 232V231H207ZM254 232V231H253ZM256 232H254V233H252V237L251 238H253V235L256 233ZM209 233V234H208ZM207 233V235L205 236V237H207L208 235H210L211 233H212V238H211V235L209 236L210 238H205L204 236H202L203 234H197V236H202L201 238L199 237V239L198 240H195V238L193 237V239L192 240H194L193 242H194V246L196 247V251L194 250V252H196L197 254H198V256H201L200 258H202V259H200V260H202L203 261V263H205V264H253V263H251L252 262V260L254 261V258H253V256H256V255H259V251L261 252H263V254H262V252H261V254L262 255H264V247L262 248V245H261V247L259 246L260 244H258V242L256 243L258 246H257V249L259 248V251L254 247V249H256L257 251H258V253L253 249V256L251 257V258H249L248 256H247V258L245 259V257H244V255H243V257L239 254L240 253V251H239V249H233L234 251L236 250H238L239 251V253L238 252H233L232 251V249H230L229 247H226V246H224L223 244L224 243H221V238H224V237H222L221 236V238H219L220 236V234L218 233V232H213V231H211V233L210 232H208ZM216 233H217V235H218V237H214L213 238V235L215 234L216 235ZM221 233H222V231H221ZM260 233H261V231H260ZM264 233V232H263ZM229 234V235H230ZM258 234H259V232H258ZM216 235V236H217ZM243 235V233L242 234H240V237ZM193 236H195V235H193ZM228 236V235H227ZM239 236V235H238ZM255 237H256V234L254 235ZM262 236H263V234H262ZM229 237V236H228ZM235 237H237V236H235ZM235 237H233L234 239H236ZM261 237V236H260ZM198 238V237H197ZM220 240H219V239ZM233 238H230V241H233ZM251 238H250V240H251ZM257 238V237H256ZM258 238H259V235H258ZM257 238V241H259V243H261L262 241L264 242V239L262 240V238L263 237H261L260 239H258ZM237 239H239V237L237 238ZM242 238H240V240H241ZM254 239V240H253ZM252 240L253 241H251L250 243H252V244H255V238H253ZM240 240H238V241H240ZM249 240V241H250ZM262 240V241H261ZM195 241H197V243L195 244ZM227 241V240H226ZM226 241H224L223 240V242H226ZM248 241V240H247ZM246 241V242H247ZM191 241H188V243H190ZM229 242V241H228ZM234 242V241H233ZM233 242H231L232 244H234ZM235 242H237L236 240H235ZM241 242V241H240ZM242 242H243V240H242ZM262 242V243H263ZM188 243H186L187 245H189V247H190V245H191V247L190 248H192V251H193V248H194V246H193V243H190V244H188ZM185 244V245H186ZM235 244H237L236 246H238V244H239V242H237V243H235ZM234 244V245H235ZM240 244H242V243H240ZM240 244H239V247L238 248H240ZM243 244H245V247L243 246H241L242 248H246L244 251H246L247 249H248V246H246V243L244 242ZM242 244V245H243ZM255 244V245H256ZM233 245V246H234ZM247 245H248V242H247ZM251 246V245H250ZM253 246V245H252ZM252 246H251V248L250 249H252ZM264 246V245H263ZM188 248V247H187ZM232 248V247H231ZM260 248L262 249V250H260ZM174 250V249H173ZM179 250V249H178ZM177 250V251H178ZM181 250H183V248L181 247ZM191 250V249H190ZM189 250V253L191 254V251ZM249 250V249H248ZM159 251H160V249H159ZM185 251H187V250H185ZM194 252H192V255L191 256H193V255H195V257H196V254L194 253ZM247 253L249 252V251H246ZM245 252V253H246ZM256 252V253H255ZM176 253V252H175ZM178 253H180V251L178 252ZM183 253H184V251H183ZM246 253V254H247ZM173 254V253H172ZM188 254V253H187ZM190 254H188V256L190 255ZM238 254V255H237ZM250 254H252V250H251V253ZM250 254H248V255H250ZM256 254V255H255ZM178 255H180V257H183V256H181V254H178ZM177 255V256H178ZM183 255V254H182ZM185 255V254H184ZM239 255H240V258L242 257V259H239L238 257H239ZM262 255H259V258H260V256H261V258L263 257ZM153 256V255H152ZM161 256V255H160ZM163 256V255H162ZM174 256V255H173ZM176 256V257H177ZM186 256V255H185ZM190 256V257H191ZM197 256V257H198ZM168 257V256H167ZM179 257V256H178ZM177 257V258H178ZM194 257V256H193ZM192 257V258H193ZM196 257V258H197ZM162 258V257H161ZM184 258V257H183ZM182 258V259H183ZM191 258V259H192ZM248 258H249V260H248ZM253 258V259H252ZM256 258V257H255ZM258 258V257H257ZM258 258V259H259ZM168 259V258H167ZM188 259V258H187ZM186 259V260H187ZM244 259H245V261H244ZM252 259V260H251ZM262 259H264V258H262ZM152 261V263L151 264H160L159 262H161V264H162V262L163 261H161L160 259H159V257L158 256H154V257H152V259H151ZM163 260H165L164 258H163ZM178 260V259H177ZM183 260H185V258L183 259ZM185 260V261H186ZM197 260H199V259H197ZM199 260V261H200ZM247 260H248V262H247ZM196 261V260H195ZM194 261V263L196 264V262ZM199 261H197L198 263H199ZM251 261V262H250ZM256 261V260H255ZM165 262H173L174 263V261H165ZM179 262V261H178ZM188 262H190V261H188ZM250 262V263H249ZM257 262H258V260H257ZM185 263H187V262H185ZM190 263H192V262H190ZM148 264V263H147ZM163 264H164V262H163ZM178 264V263H177ZM189 264V263H188ZM201 264V263H200ZM255 264V263H254ZM263 264H264V261H263Z\"/></svg>", "mask_w": 264, "mask_h": 264}]
</instances>
